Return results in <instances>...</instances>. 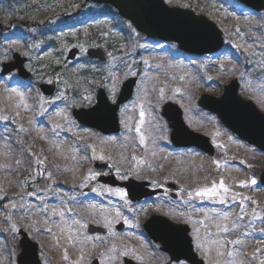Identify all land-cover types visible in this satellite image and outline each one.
Instances as JSON below:
<instances>
[{
    "label": "rangeland",
    "instance_id": "obj_1",
    "mask_svg": "<svg viewBox=\"0 0 264 264\" xmlns=\"http://www.w3.org/2000/svg\"><path fill=\"white\" fill-rule=\"evenodd\" d=\"M163 1L169 8L189 9L188 0ZM27 3L22 5L26 14L19 17L17 3L0 2V66L16 53L27 58L26 68L34 73L30 81H21L15 74L0 78V264H16L20 230L37 244L41 264H91L94 260L124 264L125 258L137 264H165L167 255L142 230L152 215L187 225L195 254L205 264L223 263V245L218 242L223 236L232 237L230 251L237 247L232 243L236 239L240 247L251 241L264 243V187L259 183L264 153L197 106L202 94L218 98L223 87L236 79L238 96L264 114V14L256 17L238 3H228L231 10L212 3L207 10L210 17H205L221 31L224 44L218 53L199 58L184 55L173 43L147 39L131 27L133 46H122L106 64L94 65L85 58L90 44H66V37H60L58 46L48 51L55 64H68L69 49L77 47L80 54L69 65L76 64V70L84 64L97 67L103 76L101 83L87 80L81 86L77 106L63 76L41 73L35 56L42 44L30 36L45 26L62 24L65 15L76 11L85 17L111 11L78 0ZM129 77H137V84L133 98L119 111V135L103 137L72 117L73 108L94 105L99 87L114 103L121 83ZM51 79L57 82V92L46 99L38 84ZM166 102L182 110L192 132L209 138L213 156L195 148L173 149L170 129L160 115ZM95 161H110L119 181L133 179L154 187L162 179L174 181L181 186L180 199L153 197L132 203L125 191L96 183ZM208 171L229 174L221 181L225 188L248 183L243 193L251 187L254 200L237 203L219 191L216 200L197 195L199 175L209 187L220 189L221 182L218 186L213 175L209 180ZM90 186L92 190L85 193ZM198 201L202 209L196 208ZM227 222L233 225L228 233L222 224ZM119 223L124 225L122 231L116 229ZM89 224L104 227L107 234L90 235ZM252 225L258 231L249 233ZM233 259L228 262L241 264L238 257ZM245 259L246 264L264 262L263 256Z\"/></svg>",
    "mask_w": 264,
    "mask_h": 264
},
{
    "label": "water",
    "instance_id": "obj_2",
    "mask_svg": "<svg viewBox=\"0 0 264 264\" xmlns=\"http://www.w3.org/2000/svg\"><path fill=\"white\" fill-rule=\"evenodd\" d=\"M98 4H107L118 11L123 19L129 21L140 33L151 39L163 42H174L185 53L205 56L220 50L223 45L221 31L214 23L203 16H197L190 10L167 7L163 0H86ZM257 12L264 11V0H237ZM78 54L77 49L69 51L67 60H74ZM86 55L99 62H106L108 55L103 47L88 49ZM26 59L14 54L10 62L2 65L1 75L7 76L17 72V75L27 80L30 73L25 69ZM136 78L127 79L121 86L115 104H111L105 92L100 89L96 96V104L89 109L73 110L75 120L87 128L98 131L103 136L115 135L120 131L118 111L121 105L127 103L133 94ZM45 96L55 92V82L50 85L39 86ZM239 85L232 80L223 89L220 98L201 95L198 106L215 114L220 122L242 141L264 152V115L261 114L251 102L242 100L238 95ZM161 116L167 121L171 130L169 139L176 148L195 147L212 156L214 148L208 138L196 134L185 125L181 109L173 103H165L161 108ZM94 168L98 171L112 170L109 162H95ZM260 183L264 186V171L260 175ZM98 182L111 187L125 189L131 202H140L146 198L161 194L163 191L151 190L148 182H138L129 179L118 181L115 176H101ZM174 189V185L170 184ZM264 219V217H263ZM116 229L121 231L123 225ZM148 238L155 244H160V250L166 253L170 260L166 264L185 261L188 264H204L194 253L189 228L185 225H176L164 217L151 216L143 225ZM89 234L105 235L106 230L94 225L88 226ZM21 236L17 255V264H41L38 256V246L32 242L28 235L19 231ZM91 264H98L94 260ZM124 264H136L124 259Z\"/></svg>",
    "mask_w": 264,
    "mask_h": 264
},
{
    "label": "trees",
    "instance_id": "obj_3",
    "mask_svg": "<svg viewBox=\"0 0 264 264\" xmlns=\"http://www.w3.org/2000/svg\"><path fill=\"white\" fill-rule=\"evenodd\" d=\"M33 0H20L22 5H27V2H31ZM215 2H220L221 0H188L187 1V8L198 12L199 14H202L206 17H210L207 10H210L211 4ZM20 4V3H19ZM26 9L22 8L16 12V15L18 16H24ZM82 31L76 32L72 36H67V44L71 43H77L80 42L89 43V44H101L105 43L106 47H108L109 50L114 52L115 49L122 50L123 47H131V37L129 28L124 24V22H121L120 20H116L112 24V28H114L115 31L111 30L106 25H100L96 28L90 27V30L88 32L85 31V25H82ZM88 34V35H86ZM50 37V36H48ZM32 38L37 40H43L46 37H44V34L41 36L36 37L32 35ZM50 42H47L46 44H53L54 39L50 38ZM123 46V47H120ZM39 62V70L41 73L43 72L46 75H54L57 74L58 76H63V79L68 81L70 84H72V90L75 94H73L74 97H76L80 92V87L84 83H86L87 80H95V82L100 83L102 81V74L99 71L85 68L81 70H74L72 68L62 69L60 66H56L51 59L50 56H46L45 58L40 59ZM45 65V66H44ZM42 69V70H41ZM100 77V78H99ZM71 90V91H72ZM76 102H79L78 99H74Z\"/></svg>",
    "mask_w": 264,
    "mask_h": 264
},
{
    "label": "bare ground",
    "instance_id": "obj_4",
    "mask_svg": "<svg viewBox=\"0 0 264 264\" xmlns=\"http://www.w3.org/2000/svg\"><path fill=\"white\" fill-rule=\"evenodd\" d=\"M206 175L209 176V180L212 179V175L213 173H211V171H208L206 172ZM227 173H223L222 171H219L218 173H216L215 175H213V177H216L217 178V185L219 186L220 182L222 181V179L224 177H226ZM199 178L201 179L200 182V189L199 191L201 190H204V189H211L212 187H209L207 185V183L205 181H203L202 179H204V177L202 175H199ZM220 181V182H219ZM250 184V183H249ZM243 185V186H242ZM248 186V183H244V184H240L236 187H229L227 188L228 191L225 193L221 188L220 189H217V191H219V195H221V192L222 194H224V198H231V199H235L236 202H241V201H247V198L248 200H254V197H255V193L254 191L251 189V187L249 188L248 190V193H243V189L247 188ZM217 194L218 192H216V194L214 195H209L211 197H213L215 200L218 199L217 198ZM223 199V198H222ZM204 205L202 204V202L198 201L197 203V207L196 208H203ZM224 224L225 226V231L228 233L232 228H233V225H231L229 222L227 223H222ZM253 227L249 230V233H252L254 231H258V228L254 227V225H252ZM205 231V230H204ZM226 233V234H227ZM215 234V233H213ZM218 241V239H220V237H215ZM235 238V236H234ZM231 241H232V237H227V236H223L221 237V240L218 241L220 242L222 245H223V255L220 256L221 260L223 261L222 264H230V262H228V260H234L233 258L235 257H238V260L237 262L238 263H241V264H246V257H252L253 259H255L257 256H263V260H264V243L263 242H260V241H251V242H247L244 244V246L240 247L237 243V247H233V251H230L232 248H231ZM235 241H238L237 239ZM225 246V247H224ZM230 249V250H229ZM234 264V263H233Z\"/></svg>",
    "mask_w": 264,
    "mask_h": 264
},
{
    "label": "flooded vegetation",
    "instance_id": "obj_5",
    "mask_svg": "<svg viewBox=\"0 0 264 264\" xmlns=\"http://www.w3.org/2000/svg\"><path fill=\"white\" fill-rule=\"evenodd\" d=\"M54 1H55V3H58V1H60V0H54ZM78 1L80 2V0H78ZM32 6H33V8L34 7H37V5H32ZM79 13H80L79 11H76L71 16L70 15H65L62 20H65V19H74L77 14L79 15ZM93 16L94 15L91 14L90 16H88V18L86 20L91 22L93 20ZM112 17H114V15ZM91 23L94 24L93 22H91ZM49 26H51V28L48 29L49 31H55V32H57V26L56 25H49ZM69 27L73 28V31L74 32H78L79 27L76 24L71 23L69 25ZM89 30H90V26H86L85 31L88 32ZM86 35H88V34H86ZM38 42H40L44 46V48L42 49V51H40V53L35 56V60H39V61H40L39 58L41 56H44L45 54H47V56H48V51H52V49H54V48H56L58 46V41H53V44L52 43L46 44L47 42H50V41H46L45 39L40 40ZM35 64L38 65V67H39V62L38 61L35 62ZM56 66L62 67L61 65H58V64ZM31 73L34 76V73L32 71H31ZM169 182H173V181H170L169 179H162V183L158 187L161 188V189H163L164 192H163V194H161L159 196L160 197L167 198V199H172L173 201H178L180 199L181 187H179V190L177 192V195L175 197H172V193H171L170 189L167 186L169 184Z\"/></svg>",
    "mask_w": 264,
    "mask_h": 264
},
{
    "label": "snow or ice",
    "instance_id": "obj_6",
    "mask_svg": "<svg viewBox=\"0 0 264 264\" xmlns=\"http://www.w3.org/2000/svg\"><path fill=\"white\" fill-rule=\"evenodd\" d=\"M141 115H143V113H141ZM253 184H255V181L253 180L252 181ZM243 186V185H242ZM220 188L226 193L228 191L227 188L224 187L223 185V182H221L220 184ZM217 192V189L215 187L211 188V189H204V190H201L199 192H197V195H200V196H205V195H214L216 194ZM123 195V194H121ZM223 199H221V203H223ZM232 243H240V241H233ZM262 264H264V262H262Z\"/></svg>",
    "mask_w": 264,
    "mask_h": 264
}]
</instances>
